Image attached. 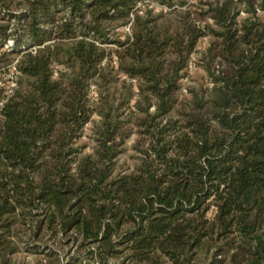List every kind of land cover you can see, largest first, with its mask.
<instances>
[{
	"label": "trees",
	"instance_id": "1",
	"mask_svg": "<svg viewBox=\"0 0 264 264\" xmlns=\"http://www.w3.org/2000/svg\"><path fill=\"white\" fill-rule=\"evenodd\" d=\"M0 80V264H264V0H0Z\"/></svg>",
	"mask_w": 264,
	"mask_h": 264
},
{
	"label": "rangeland",
	"instance_id": "2",
	"mask_svg": "<svg viewBox=\"0 0 264 264\" xmlns=\"http://www.w3.org/2000/svg\"><path fill=\"white\" fill-rule=\"evenodd\" d=\"M155 5L158 8V5L157 4H155ZM127 30H128V28H124V29H121V32H123V31L125 32ZM208 43H209L208 38L203 39L198 45L199 51L204 50L205 47L208 45ZM13 45H14L13 42H10L6 48H11ZM195 57H196V54H195ZM191 69H193L192 71H193V74L195 76L199 75V71L195 70L193 68V66H191ZM12 71H13V69H12ZM12 75H13V72H10L9 74H7V77H11ZM2 85H4V83H3V81L0 80V86H2ZM21 256H22V258H24L26 256V258L24 260L27 261L29 264H37L36 257L32 256L31 254L29 255V254L23 253Z\"/></svg>",
	"mask_w": 264,
	"mask_h": 264
}]
</instances>
